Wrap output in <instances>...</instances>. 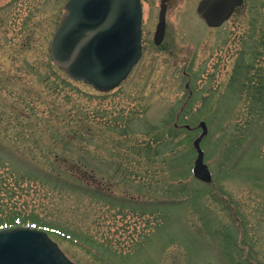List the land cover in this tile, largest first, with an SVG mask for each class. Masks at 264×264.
<instances>
[{
  "label": "rangeland",
  "instance_id": "374dc122",
  "mask_svg": "<svg viewBox=\"0 0 264 264\" xmlns=\"http://www.w3.org/2000/svg\"><path fill=\"white\" fill-rule=\"evenodd\" d=\"M66 1L0 0V224L75 264H264V0L216 29L169 0L160 46L143 0L142 58L106 92L52 61Z\"/></svg>",
  "mask_w": 264,
  "mask_h": 264
},
{
  "label": "water",
  "instance_id": "95a60500",
  "mask_svg": "<svg viewBox=\"0 0 264 264\" xmlns=\"http://www.w3.org/2000/svg\"><path fill=\"white\" fill-rule=\"evenodd\" d=\"M165 2V1H164ZM244 0H203L199 16L210 27L228 21ZM53 38L54 62L74 80H83L96 89L116 88L141 57L142 9L140 0H70ZM166 6L161 11L157 43L165 33ZM195 141L198 158L196 178L211 182L212 175L204 163L201 141ZM0 264H74L43 231L17 227L0 231Z\"/></svg>",
  "mask_w": 264,
  "mask_h": 264
},
{
  "label": "trees",
  "instance_id": "16d2710c",
  "mask_svg": "<svg viewBox=\"0 0 264 264\" xmlns=\"http://www.w3.org/2000/svg\"><path fill=\"white\" fill-rule=\"evenodd\" d=\"M52 68V67H51ZM53 69V68H52ZM18 219H20L18 216H16L15 217V221H11V220H8V221H6V222H4L3 221V223L2 224H0V228H3V227H7V226H16V225H18L19 223H18ZM17 221V222H16ZM20 222V221H19Z\"/></svg>",
  "mask_w": 264,
  "mask_h": 264
},
{
  "label": "flooded vegetation",
  "instance_id": "af4514ba",
  "mask_svg": "<svg viewBox=\"0 0 264 264\" xmlns=\"http://www.w3.org/2000/svg\"><path fill=\"white\" fill-rule=\"evenodd\" d=\"M143 1V0H142ZM169 2V1H168ZM143 8H144V2H143ZM160 11V10H159Z\"/></svg>",
  "mask_w": 264,
  "mask_h": 264
}]
</instances>
